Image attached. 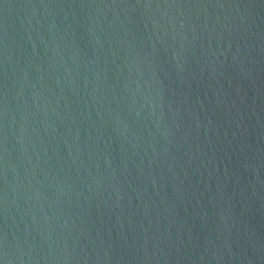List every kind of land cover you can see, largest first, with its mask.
Returning <instances> with one entry per match:
<instances>
[{
    "label": "water",
    "instance_id": "95a60500",
    "mask_svg": "<svg viewBox=\"0 0 264 264\" xmlns=\"http://www.w3.org/2000/svg\"><path fill=\"white\" fill-rule=\"evenodd\" d=\"M0 264H264V0H0Z\"/></svg>",
    "mask_w": 264,
    "mask_h": 264
}]
</instances>
